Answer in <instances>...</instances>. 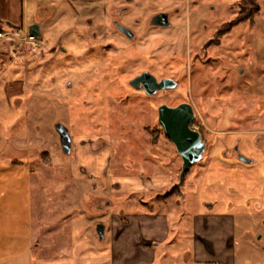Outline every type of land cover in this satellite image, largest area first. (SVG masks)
<instances>
[{"label":"rangeland","instance_id":"rangeland-1","mask_svg":"<svg viewBox=\"0 0 264 264\" xmlns=\"http://www.w3.org/2000/svg\"><path fill=\"white\" fill-rule=\"evenodd\" d=\"M239 1H209L212 20L201 44L215 37L213 42L218 41L217 29L235 20ZM175 4L0 0V25L25 30L35 23L41 26V36L32 44L1 45L11 53L0 52V263L132 264L128 256L136 246L152 259L146 264H216L215 259L186 262L184 256L193 252L194 241L209 250L213 242L216 246L227 238L226 264H264V0H259L253 22L234 26L220 45L200 53L193 66L195 52L187 48L178 57V49L158 47L151 40L155 33L141 27L146 34L139 44L160 52L162 67L154 70L179 82L154 97L132 89L127 80L151 69L155 57L131 49L124 51L127 57L115 60V47L96 50L80 39L87 18L97 26L104 10L119 13L131 5L133 15L142 18ZM219 13L222 18L214 19ZM193 32L181 29L180 43L199 42ZM175 37L172 29L165 39ZM205 59L210 61L206 67ZM185 101L195 108L192 126L203 133L207 147L177 187L183 160L160 129L158 108ZM58 122L71 132V154L63 151ZM234 145L254 163L238 160ZM90 159L95 167L98 163V174L77 175L75 170L87 173L86 166L78 165ZM153 174L169 176L170 186L149 189L146 181ZM120 176H139L145 188H120ZM130 215L162 216L166 239L144 234L126 241L123 223ZM210 215L232 219L218 226L223 233L218 238L200 226ZM100 223L108 230L103 240L97 234ZM252 224L255 231L250 232ZM114 230L122 232L115 243ZM256 235L262 238L258 241Z\"/></svg>","mask_w":264,"mask_h":264},{"label":"flooded vegetation","instance_id":"flooded-vegetation-1","mask_svg":"<svg viewBox=\"0 0 264 264\" xmlns=\"http://www.w3.org/2000/svg\"><path fill=\"white\" fill-rule=\"evenodd\" d=\"M176 1H177V4H175L174 6H171V7L169 6L168 8H165V9L164 8L159 9L157 11L151 12L145 17L143 16L142 18H139L138 16L133 15L131 5L124 7L123 9H121L119 13H115L114 9L104 10L106 16L103 18L104 20L100 21L97 26L95 25L96 28L94 26L93 19L87 18L86 20L87 24L81 27L82 31L79 34L80 39H83L89 48H93L96 50L106 49V47L111 48L110 46L115 47V49L117 50V52H113L115 53L114 55L116 56L114 57L113 55L115 60L117 57L118 59L127 57V54H125L124 51L126 52L127 50H131V49L139 50L142 56L148 55V56L155 57L156 62H155V65L151 67V69H146V68L143 69L142 71L134 75L132 78H129L127 80V83L129 87H131L132 89L138 92L147 94V96H150V97L158 96L160 93L173 90L179 86L178 80L173 75H163V73L159 74L158 72L154 70L156 67H159L160 69L162 67L161 60L159 61V59H161L160 52L157 51L160 45L168 44V45L174 46V48L178 49L179 51L177 52L178 57H180V55L182 54L181 51H185L187 48L189 50V53L195 52L194 55H191V66H193L196 64L195 60L197 59L200 53L203 52V54L205 55V53L208 52L212 44L214 45L221 44L220 39L222 38V36H218L217 38L218 41L216 42H213V39H215L216 37L210 40L209 42L203 41L202 44L200 42L201 36L204 37L205 32L208 29L209 24L212 20L211 14H210L211 7L208 4L210 0H176ZM131 2H133V0H128V3H131ZM159 15H162V18L160 19L155 18ZM220 18H222V15L220 13L218 16H214V19H220ZM224 26L219 27V29H217L218 30L217 33L222 31L224 29ZM141 27L143 29L151 30L153 31V33H155V36L153 35L155 39L151 38V40L158 42L157 48L153 49V47H150L146 49L139 44V41L141 40V37H142V33L146 34L145 31L141 30L142 29ZM103 28H110L111 30L108 29L106 32H101V31L99 32V30H103ZM184 28L185 29L189 28L190 32L193 30L194 31L193 38L197 39L199 42L192 43L191 41H186L184 43H180L178 32ZM172 29L175 30L176 37L174 40L168 41L165 39V36H166V33L168 34L170 30ZM115 38L117 41H115ZM106 39L107 41L104 42L103 40H106ZM92 40L96 41L97 43L95 44L92 43ZM197 44H199L198 46L200 47H197ZM0 52L9 54L11 53V49H8V51H6V49H0ZM172 56H176V55H172ZM209 64H210V61L208 59H205L203 65L206 67ZM98 71L99 69H97V72ZM146 72L154 76L156 78L157 83L158 82L160 83L164 79H171L175 81L177 84L174 88H168V89L158 88L155 93L149 94L147 92V88H144V85L146 86L148 85L149 87H152V89L155 87L152 85V80H151L152 78L150 76H148V79L146 78V81L139 82L137 86L133 85L132 83V81L135 78H137L138 76ZM51 80L53 81L52 77L50 78V81ZM55 81L57 82V79ZM62 84L63 83L61 81L60 87H62ZM195 120H196V116L193 122ZM201 134L203 137L202 132ZM234 150L237 152V155H239L240 153L239 145H234ZM237 159L239 160L238 156H237ZM178 186L180 185H177V187ZM247 229L249 230V228ZM249 231L250 232L255 231V227L253 224H252L251 230ZM261 238L262 236L256 235V239L258 241ZM253 241H251V244H253Z\"/></svg>","mask_w":264,"mask_h":264},{"label":"crops","instance_id":"crops-1","mask_svg":"<svg viewBox=\"0 0 264 264\" xmlns=\"http://www.w3.org/2000/svg\"><path fill=\"white\" fill-rule=\"evenodd\" d=\"M8 25L9 26L2 25V27L4 29L11 28V27L18 28L16 26H13V24H10V23H8ZM2 44L4 43L0 44V49L4 48V45L1 46ZM89 152L94 153V150L93 151L90 150ZM95 152L97 151L95 150ZM95 157H98V156L95 155ZM95 161L97 160L95 159ZM97 165L95 167L94 159H90L85 162L82 161L81 165H78V166L79 167L86 166L88 170L87 173H81L78 170H75V173L80 176L92 177L98 174L95 171L97 168ZM116 179L119 181V187L125 190L137 191V190H143L145 188L144 182L139 176H120L119 178H116ZM170 184H171V178L163 174H160V175L153 174L146 181V185L149 186V189H153L155 191H162L163 189H167L170 186ZM126 220L127 222L123 224L126 226L124 230L127 231L126 233L127 240L126 239L125 240L128 242L129 241L132 242L136 239V237H140L144 234L147 235L146 238L155 239V240H165L167 237L166 236L167 233H165L166 231L162 229V225L164 221L162 216L157 217L155 215H142V216L141 215L139 216L130 215L129 217H127ZM231 220H232L231 218H223V217L220 218V217H216L215 215H210L208 219L207 218L202 219L205 227H203L204 225L202 224V222L200 223V226H202L205 232H209L210 235H216L218 238L220 234H223V233L219 234V232L221 231L218 232V229H219L218 226L222 223H227L228 221H231ZM114 226L116 227L117 224H115ZM135 227H139V229L135 230L134 229ZM227 227H230V226L228 225ZM196 230L201 231L200 229H196ZM107 233H108V230H107V225H106L105 238L107 237ZM121 234L122 232L117 233L115 230L112 231L111 235H112V240L114 243L118 242L119 239H121V236H122ZM224 234L226 235V232H224ZM226 239L227 238H224L221 242L217 240L216 246L213 242V246L216 248L214 250H213V246H211L212 248H209L208 250L207 247L202 244V242L194 241L195 249L193 250L192 253L186 252V255L184 256V258H186V262H189L192 259H194L197 263H207V262L209 263L215 259L216 264H226L227 261H229L228 257L230 256V254L228 255V253H225L227 252V250H225L223 247V245H225L224 242H226ZM206 244L208 245V242H206ZM210 249L213 252H210L211 251ZM132 250H133L132 253L128 256V258L130 259L129 261H133L132 264H146L152 260V259L147 258L149 255L146 253V251L142 250L141 248H137L136 246L135 247L133 246ZM0 264H4V263L1 262Z\"/></svg>","mask_w":264,"mask_h":264},{"label":"water","instance_id":"water-1","mask_svg":"<svg viewBox=\"0 0 264 264\" xmlns=\"http://www.w3.org/2000/svg\"><path fill=\"white\" fill-rule=\"evenodd\" d=\"M155 18L160 19L162 18V15H159ZM29 32L32 36L39 38L41 36V26L35 23L31 25ZM148 76L152 78V85L155 86L152 89V87L144 85V88H147V92L149 94L155 93L158 88H174L177 84L171 79H164L160 83H157L156 78L150 73L146 72L135 78L132 81L133 85L137 86L139 82L146 81ZM195 116V108L193 104L189 102H183L176 106L162 104L158 109L159 125L169 137V139L175 144L177 151L183 160V168L179 183L180 186L183 183L184 177L190 170L191 166L203 159L207 147L206 143L203 141L201 132L193 128L191 125L195 119ZM55 128L59 133L60 142L64 153L71 154L73 151V138L70 130L65 124L61 122H58ZM238 158L240 161L247 164L254 163L253 159L246 157L242 153H239ZM209 207H212V205H209ZM105 228L106 225L104 223L97 225V234L101 240L105 238Z\"/></svg>","mask_w":264,"mask_h":264},{"label":"trees","instance_id":"trees-1","mask_svg":"<svg viewBox=\"0 0 264 264\" xmlns=\"http://www.w3.org/2000/svg\"><path fill=\"white\" fill-rule=\"evenodd\" d=\"M260 9L261 7L259 4V0H240L239 1V11H238V14L235 20H233V22L230 25L224 26V29L218 33V36H223L225 33L227 34L233 29L234 26H236L242 21L253 22L256 14L259 13ZM1 29H4L2 25H0V30ZM161 130L163 131V129ZM163 133L165 134L164 131Z\"/></svg>","mask_w":264,"mask_h":264},{"label":"built area","instance_id":"built-area-1","mask_svg":"<svg viewBox=\"0 0 264 264\" xmlns=\"http://www.w3.org/2000/svg\"><path fill=\"white\" fill-rule=\"evenodd\" d=\"M38 38L32 36L29 32V30H25L23 28H7V29H1L0 30V43H7L8 45H24L32 44L34 40H37ZM36 46H40V43Z\"/></svg>","mask_w":264,"mask_h":264}]
</instances>
